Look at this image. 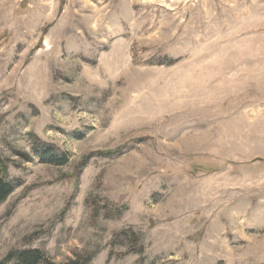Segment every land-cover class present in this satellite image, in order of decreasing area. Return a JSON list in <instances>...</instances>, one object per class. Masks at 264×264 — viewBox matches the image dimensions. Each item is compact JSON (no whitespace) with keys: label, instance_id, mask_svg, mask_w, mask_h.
<instances>
[{"label":"rangeland","instance_id":"374dc122","mask_svg":"<svg viewBox=\"0 0 264 264\" xmlns=\"http://www.w3.org/2000/svg\"><path fill=\"white\" fill-rule=\"evenodd\" d=\"M0 154V262L264 264V0H0Z\"/></svg>","mask_w":264,"mask_h":264},{"label":"trees","instance_id":"16d2710c","mask_svg":"<svg viewBox=\"0 0 264 264\" xmlns=\"http://www.w3.org/2000/svg\"><path fill=\"white\" fill-rule=\"evenodd\" d=\"M33 149L38 157L42 159H50L53 163L61 165L67 163L66 154L61 153L57 148L43 142L41 139H34ZM105 155H108V153ZM16 187L15 181L8 177V162L0 154V204L14 193ZM7 261L12 262V264H84L81 256L67 262L56 263L39 249L13 250L7 255L6 260L0 262V264H7Z\"/></svg>","mask_w":264,"mask_h":264}]
</instances>
